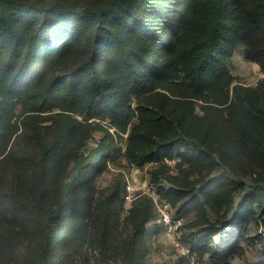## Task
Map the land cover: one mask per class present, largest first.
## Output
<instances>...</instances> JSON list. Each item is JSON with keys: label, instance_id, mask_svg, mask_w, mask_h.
Wrapping results in <instances>:
<instances>
[{"label": "trees", "instance_id": "obj_1", "mask_svg": "<svg viewBox=\"0 0 264 264\" xmlns=\"http://www.w3.org/2000/svg\"><path fill=\"white\" fill-rule=\"evenodd\" d=\"M84 43L85 56L68 64ZM237 46L264 71V0H0V160L11 157L20 123L40 141L34 176L14 172V186H0V264H71L90 221L112 230L114 194L98 196L95 179L121 148L105 129L96 146L80 150L99 121L129 130L124 152L138 166L178 158L180 174L167 176L169 186L155 173L153 181L177 215L194 213L196 229L183 234L191 252L215 264L241 254L244 221L264 214V175L237 204L241 182L207 179L214 154L224 159L227 148L213 118L195 112L196 100L215 98L250 168H264V90L234 83ZM49 115L59 119L40 136L37 123ZM150 210L129 209L136 220L127 264L141 254ZM22 241L35 243L32 258L15 255ZM259 241L264 253V235Z\"/></svg>", "mask_w": 264, "mask_h": 264}, {"label": "rangeland", "instance_id": "obj_2", "mask_svg": "<svg viewBox=\"0 0 264 264\" xmlns=\"http://www.w3.org/2000/svg\"><path fill=\"white\" fill-rule=\"evenodd\" d=\"M61 1L65 3H80L94 2L96 0ZM86 47L87 43H84L82 49L70 58L68 64L73 65L78 57H84ZM229 68L234 76V83H238L242 87L264 90L262 70L257 64L251 63L244 58L242 46L236 47L234 55L229 61ZM171 87L173 88L174 86ZM166 92L168 93V91ZM214 100L215 98L210 97L208 102L196 100L195 104L196 114L213 118L216 130L219 131L222 138L221 141L227 148V155L224 159H220L217 154H214L215 168L207 179L218 175H227L241 182L244 187L238 189L233 196L234 202L237 204L243 200V195L248 186L254 182V178L264 175V168H261V166L250 168L247 155L239 147L240 145L233 140L234 136L229 128L227 112L222 105L217 104ZM135 105L136 103L133 102V106ZM54 112H58V110L56 109ZM17 114V120L20 122L23 116L19 108L17 109ZM49 116H52V118L50 117L48 120L38 121L37 123L40 136H46L47 130L44 126L49 125L52 122L51 119H59L57 115ZM73 116L84 121L82 117ZM99 123L100 127L93 130L91 138L87 140V146L82 147L80 150L86 153L88 149L96 146L102 140L105 129L114 132L117 145L121 148V153L117 156L116 161H109L106 169L96 177L95 187L97 195L102 198L110 193L114 194L113 197L116 201L119 217L117 221L111 223L113 224L112 230L106 233H103L102 220L94 219L90 221L71 264H127V245L133 232V220H136V217L132 216L135 212L131 214L129 209L134 205L140 206V209H144L146 206L149 207L153 219L145 223L148 232L144 239L145 243L141 249V254L129 264H215L213 257L209 254L199 256L193 252L188 254L186 252L189 245L183 239V234L196 229L197 224L195 223H197V220L194 213L191 212L185 217H180L176 213V208L160 198L156 191L153 173L158 175L161 185L169 186L167 176L180 174L178 158L167 159L163 163L152 162L138 166L124 152L129 130L122 133L109 126L107 122L99 121ZM37 136L27 126L20 123V130L12 139L11 157L7 162L0 160V186L3 189L14 186V172L21 171L25 177L34 176L37 171L36 160L40 149V141ZM20 157L23 159L21 160ZM255 168L256 170H254ZM208 216L210 220L215 219V214L210 209H208ZM242 230L244 237L238 239L242 253L232 255L224 264H261L264 262V253L259 236L264 235V214L260 216L257 213L247 218L242 225ZM230 233L231 230L226 229V237ZM249 237L255 240V245L248 244L247 238ZM213 240L218 243V236H213ZM13 248L15 255L20 260H26V258L33 257L35 243L22 241L18 242L17 246ZM34 262H36V259H34Z\"/></svg>", "mask_w": 264, "mask_h": 264}, {"label": "built area", "instance_id": "obj_3", "mask_svg": "<svg viewBox=\"0 0 264 264\" xmlns=\"http://www.w3.org/2000/svg\"><path fill=\"white\" fill-rule=\"evenodd\" d=\"M262 75H264V71H262ZM186 252H187V254H188L189 252H191V250H190L189 247L186 249Z\"/></svg>", "mask_w": 264, "mask_h": 264}]
</instances>
